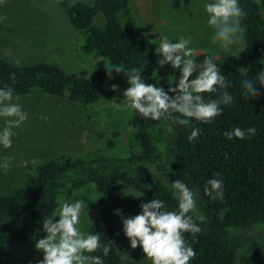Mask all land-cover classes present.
Listing matches in <instances>:
<instances>
[{
  "label": "trees",
  "instance_id": "obj_1",
  "mask_svg": "<svg viewBox=\"0 0 264 264\" xmlns=\"http://www.w3.org/2000/svg\"><path fill=\"white\" fill-rule=\"evenodd\" d=\"M239 2L246 13L242 25L248 59L260 61L264 59V0ZM99 13L106 19L104 27L94 24ZM70 22L83 34V54L108 60L119 73L112 71L109 76L108 70L96 69L91 76L68 75L54 64L20 66L0 59V87H12L16 95H68L71 101L92 110L94 104L113 100L119 88L122 95L127 88L123 73L132 67L144 65L146 83H160L166 90L174 85L178 73L170 76L157 65L156 46L138 25L131 0L76 3ZM205 56L214 58L229 85L225 90L233 96L231 104L222 106L221 115L211 123L193 121L183 126L167 119H145L123 106L119 111L112 106L106 108L100 117L107 120L113 139L90 157L65 155L29 167L21 188L10 194L0 192V264L7 247L27 242L34 233L39 238L42 220L56 210L61 200L80 198L86 201V208L88 205L99 210L89 231L102 232V240L110 244L112 251L105 264H122L124 258L115 242L114 211L121 205L119 185L126 184L140 193L136 200L126 201L127 216H134L140 211L141 201L152 198L163 200L168 210L174 209L176 201L166 181L178 179L197 194V209L203 217L196 220L199 233L185 234L195 250L189 264H234L238 251L244 248L250 253L243 264H264V87L257 86V96L245 95L242 87L245 78L253 79L260 70L245 73L208 53L194 61L200 63ZM203 95L205 99H216L219 92ZM192 127L200 134L189 142ZM234 127H253L256 133L243 140H229L224 132ZM125 134L138 146V152L121 150L120 155L116 151ZM114 150L116 154H109ZM215 174L223 179V199L213 200L203 190L206 180ZM240 229L250 232L242 236L236 233ZM136 250L142 253L139 247Z\"/></svg>",
  "mask_w": 264,
  "mask_h": 264
},
{
  "label": "rangeland",
  "instance_id": "obj_2",
  "mask_svg": "<svg viewBox=\"0 0 264 264\" xmlns=\"http://www.w3.org/2000/svg\"><path fill=\"white\" fill-rule=\"evenodd\" d=\"M80 2L93 4L94 0H0V59L20 66L54 64L68 75L88 73L91 76L96 69H112L108 60L87 56L82 52L83 34L70 22L71 9ZM131 9L138 25L147 31L155 46H158L160 34H167L173 40L190 36L191 46L195 49L191 57L193 60L208 53L242 72L264 69V59L256 62L248 59L245 43L243 48L226 53L212 42L211 30L206 26L203 14V0H131ZM105 23L104 15L99 13L94 24L104 27ZM163 71L170 76L176 73L169 65H164ZM18 96V102L29 114V119L14 130L10 148L0 147V192L3 194H10L25 184L29 167L65 155L90 157L113 139V132L107 120L100 117L101 113L106 108H119V111L122 107L120 88L113 100L94 104L92 110L71 101L68 95L61 97L32 93ZM2 123L0 121V125ZM119 142L116 151L120 155L121 150L124 153L139 151L126 134ZM116 151H110L109 154H116ZM34 158L38 161L36 164L22 166L21 162ZM126 189L134 190L126 184L119 185V210L125 217L128 208L126 201L140 197L138 191L129 192ZM88 212L93 224L99 210L88 208ZM195 215L200 216L199 211ZM116 226L117 250L119 254L128 255L121 254L124 258L122 264H150L144 259V254L130 248L121 230L119 216ZM244 230H237L236 233L248 235L250 231ZM35 240L34 233L27 242L7 247L3 264H39L42 254L34 248ZM249 253L247 248L239 250L234 264H243Z\"/></svg>",
  "mask_w": 264,
  "mask_h": 264
},
{
  "label": "clouds",
  "instance_id": "obj_3",
  "mask_svg": "<svg viewBox=\"0 0 264 264\" xmlns=\"http://www.w3.org/2000/svg\"><path fill=\"white\" fill-rule=\"evenodd\" d=\"M203 14L206 26L211 30V40L220 49L232 53L234 49L244 47L242 20L246 13L239 0H203ZM191 44L190 36L173 40L167 34H160L154 50L158 57L156 63L169 65L173 72L178 73L174 85L166 90L160 83H146L142 75L144 65L142 68H129L123 73L127 88L122 92L120 104L152 121L167 119L183 126H189L193 121L213 122L221 115L222 106L232 103L233 96L225 90L229 85L214 58L205 56L202 62L197 63L191 58L195 51ZM107 70L110 76L113 69ZM115 72L120 70L115 69ZM258 85L264 87V69L253 79L243 80L244 94L257 96ZM112 90L117 91V86L112 85ZM217 92L219 96L216 99H205L203 95ZM18 101L19 96L12 87H0V121L3 122L0 125V147L10 148L14 130L29 119V114ZM255 133L253 127H234L226 130L224 136L229 140H243ZM199 134L200 130L192 127L188 141L192 142ZM37 162L34 158L21 164L26 167L28 163ZM217 176L207 179L203 189L213 200L224 196L223 179ZM166 186L176 201L174 209L168 210L163 200L152 198L147 202L141 201L140 211L134 216L125 217L119 209L114 214L121 219V230L130 248L139 247L150 264H189L195 250L185 239V234L199 233L201 228L196 220L203 219L202 216L194 219L198 211L197 194L181 179L167 180ZM41 224L42 229L37 232L39 238L34 243V248L42 254L39 264H105V258L112 251L110 244L102 240V232L88 230L93 224L89 219L88 205L86 208V201L82 198L61 200L56 210Z\"/></svg>",
  "mask_w": 264,
  "mask_h": 264
}]
</instances>
